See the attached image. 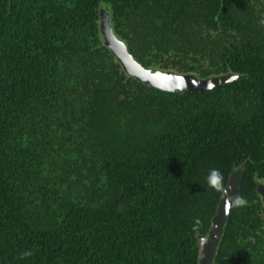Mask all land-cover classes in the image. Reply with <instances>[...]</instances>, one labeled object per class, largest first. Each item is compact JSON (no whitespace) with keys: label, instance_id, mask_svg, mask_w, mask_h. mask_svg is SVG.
<instances>
[{"label":"trees","instance_id":"16d2710c","mask_svg":"<svg viewBox=\"0 0 264 264\" xmlns=\"http://www.w3.org/2000/svg\"><path fill=\"white\" fill-rule=\"evenodd\" d=\"M143 66L244 78L172 93L128 76L98 11ZM264 0H0V264H198L244 164L213 264H264ZM25 251L34 254L21 258Z\"/></svg>","mask_w":264,"mask_h":264},{"label":"water","instance_id":"95a60500","mask_svg":"<svg viewBox=\"0 0 264 264\" xmlns=\"http://www.w3.org/2000/svg\"><path fill=\"white\" fill-rule=\"evenodd\" d=\"M99 32L103 44L119 63L122 70L136 81L160 91L172 93L199 92L224 85L245 77V74L223 73L198 77L193 73H178L172 70L145 67L128 51L124 41L116 36L109 20V14L102 6L98 11ZM244 164L230 171L225 183V191L221 192L215 212L210 219L206 234H196L199 249L198 264H213L217 245L222 236L224 226L232 209V200L242 181ZM256 193L260 196L264 209V183L256 181Z\"/></svg>","mask_w":264,"mask_h":264},{"label":"clouds","instance_id":"9594fccd","mask_svg":"<svg viewBox=\"0 0 264 264\" xmlns=\"http://www.w3.org/2000/svg\"><path fill=\"white\" fill-rule=\"evenodd\" d=\"M264 22V21H262ZM207 185L208 187L214 189L217 192H224L225 186H224V176L223 173L216 168H213L209 171V174L207 176ZM248 204V201L241 197L236 196L232 200V206L234 207H243ZM34 253L32 251H25L21 254V258L32 256Z\"/></svg>","mask_w":264,"mask_h":264}]
</instances>
